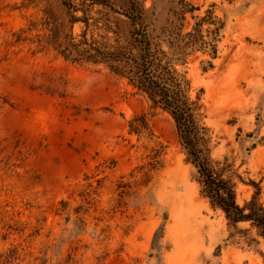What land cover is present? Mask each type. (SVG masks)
Segmentation results:
<instances>
[{
  "label": "rangeland",
  "instance_id": "obj_1",
  "mask_svg": "<svg viewBox=\"0 0 264 264\" xmlns=\"http://www.w3.org/2000/svg\"><path fill=\"white\" fill-rule=\"evenodd\" d=\"M186 1L225 23L214 68L189 65L213 158L233 163L239 205L264 204V0ZM67 21L57 0H0V264H264L257 231L202 197L168 114L39 49Z\"/></svg>",
  "mask_w": 264,
  "mask_h": 264
},
{
  "label": "trees",
  "instance_id": "obj_2",
  "mask_svg": "<svg viewBox=\"0 0 264 264\" xmlns=\"http://www.w3.org/2000/svg\"><path fill=\"white\" fill-rule=\"evenodd\" d=\"M57 1L70 28L58 25L50 30L38 39L39 49L53 50L71 64L103 67L144 96L153 109L168 114L186 161L195 169L202 197L213 209L221 210L229 224L248 223L264 240V204L254 195L245 205H239V176L228 158H213L210 129L202 120L201 98L192 96V57L198 52L210 56L211 60L204 62L208 65L204 71L214 68L212 61L218 57L225 23L215 11L209 9L203 16H195L200 9L186 0ZM189 16L194 23L187 30ZM18 37L22 40L21 34ZM141 128L144 126L139 118L131 121V132H140ZM62 205L66 207L67 203ZM82 210L78 207L74 211L80 215ZM77 223L86 225L83 217ZM59 264L78 261L69 254Z\"/></svg>",
  "mask_w": 264,
  "mask_h": 264
}]
</instances>
